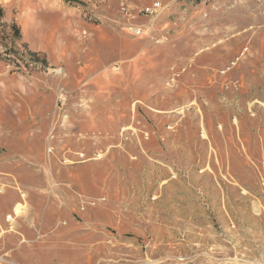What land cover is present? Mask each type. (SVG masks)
<instances>
[{
    "label": "rangeland",
    "instance_id": "1",
    "mask_svg": "<svg viewBox=\"0 0 264 264\" xmlns=\"http://www.w3.org/2000/svg\"><path fill=\"white\" fill-rule=\"evenodd\" d=\"M0 8V264H264V0Z\"/></svg>",
    "mask_w": 264,
    "mask_h": 264
},
{
    "label": "built area",
    "instance_id": "2",
    "mask_svg": "<svg viewBox=\"0 0 264 264\" xmlns=\"http://www.w3.org/2000/svg\"><path fill=\"white\" fill-rule=\"evenodd\" d=\"M161 12H162L161 4L159 2H155L151 6L145 7L144 11H141V14L153 16V15H159ZM140 32H141L140 29L136 30L137 35H139Z\"/></svg>",
    "mask_w": 264,
    "mask_h": 264
},
{
    "label": "bare ground",
    "instance_id": "3",
    "mask_svg": "<svg viewBox=\"0 0 264 264\" xmlns=\"http://www.w3.org/2000/svg\"><path fill=\"white\" fill-rule=\"evenodd\" d=\"M15 209H16V212H20L23 210V207H22V205H18L15 207Z\"/></svg>",
    "mask_w": 264,
    "mask_h": 264
},
{
    "label": "trees",
    "instance_id": "4",
    "mask_svg": "<svg viewBox=\"0 0 264 264\" xmlns=\"http://www.w3.org/2000/svg\"><path fill=\"white\" fill-rule=\"evenodd\" d=\"M2 13V9L0 8V14ZM17 31V30H16Z\"/></svg>",
    "mask_w": 264,
    "mask_h": 264
}]
</instances>
